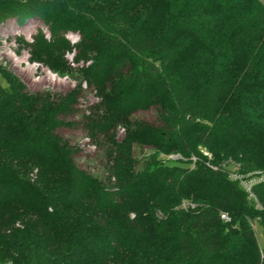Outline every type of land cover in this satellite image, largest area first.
<instances>
[{
  "label": "trees",
  "instance_id": "obj_1",
  "mask_svg": "<svg viewBox=\"0 0 264 264\" xmlns=\"http://www.w3.org/2000/svg\"><path fill=\"white\" fill-rule=\"evenodd\" d=\"M11 21L42 22L49 39L17 40L80 79L62 97L0 84V264H264V0H0V27ZM67 32L87 67L65 61ZM83 84L99 99L84 125L108 144L104 178L57 134ZM233 166L259 179V207Z\"/></svg>",
  "mask_w": 264,
  "mask_h": 264
},
{
  "label": "rangeland",
  "instance_id": "obj_2",
  "mask_svg": "<svg viewBox=\"0 0 264 264\" xmlns=\"http://www.w3.org/2000/svg\"><path fill=\"white\" fill-rule=\"evenodd\" d=\"M41 31L47 39L50 33L42 22L30 24L28 28L19 30L14 21L9 22L7 28L0 27V84L4 87L8 86V80H17L21 82L27 91L36 94L39 92H49L53 96H65L76 88L78 73L69 75L61 73L58 70L51 69L47 64L32 59L29 50L19 43L17 38H21L25 42L31 43L33 36ZM66 39L71 44L64 55L67 64L76 71L87 67L91 61L81 60L78 64L74 61V55L77 50L74 48L80 41V37L76 33L67 32ZM83 95L78 100V112L70 115L63 120L72 124L69 127H62L57 130V134L71 147L78 152L74 155V162L85 172L104 178L109 165L108 144L100 138L92 141L89 138V132L85 128V116H87L91 107L93 108L99 103L96 92L88 89L83 84ZM156 111L139 112L134 118L154 119ZM125 132L122 128H118L116 136L118 140H122ZM154 151L149 148L136 147L134 155L138 159H146ZM254 231L260 246L264 244V231L260 224H254Z\"/></svg>",
  "mask_w": 264,
  "mask_h": 264
},
{
  "label": "built area",
  "instance_id": "obj_3",
  "mask_svg": "<svg viewBox=\"0 0 264 264\" xmlns=\"http://www.w3.org/2000/svg\"><path fill=\"white\" fill-rule=\"evenodd\" d=\"M205 155L209 160L207 166L213 171H217L219 167L210 162V160L212 159V155L206 152ZM166 159L168 162H173V163L188 161L185 157H183V155L179 153L168 155ZM196 161H197L196 157L192 156L191 160L189 161L192 167H194ZM227 174H228V179L231 182L235 183L240 189L244 191V193L247 195L248 200L251 203H253L255 207H259L257 198L253 191V187L256 183H258L259 179H257L253 174L241 173L238 166H233V168L230 171H228ZM184 207H186V204H184ZM221 219L223 221H229V217L224 213L221 214Z\"/></svg>",
  "mask_w": 264,
  "mask_h": 264
}]
</instances>
